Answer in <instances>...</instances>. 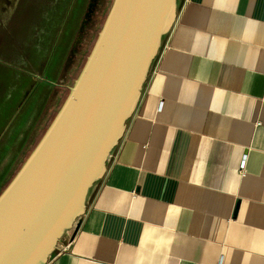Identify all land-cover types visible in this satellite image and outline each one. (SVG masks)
I'll use <instances>...</instances> for the list:
<instances>
[{"label": "crops", "instance_id": "obj_1", "mask_svg": "<svg viewBox=\"0 0 264 264\" xmlns=\"http://www.w3.org/2000/svg\"><path fill=\"white\" fill-rule=\"evenodd\" d=\"M66 1L45 10L53 18L20 70L62 75ZM177 14L86 214L49 264H264V0H178Z\"/></svg>", "mask_w": 264, "mask_h": 264}, {"label": "water", "instance_id": "obj_2", "mask_svg": "<svg viewBox=\"0 0 264 264\" xmlns=\"http://www.w3.org/2000/svg\"><path fill=\"white\" fill-rule=\"evenodd\" d=\"M178 0H115L68 100L0 197V264H49L87 212L142 99Z\"/></svg>", "mask_w": 264, "mask_h": 264}, {"label": "rangeland", "instance_id": "obj_3", "mask_svg": "<svg viewBox=\"0 0 264 264\" xmlns=\"http://www.w3.org/2000/svg\"><path fill=\"white\" fill-rule=\"evenodd\" d=\"M64 1L66 6L67 1ZM69 1L70 8L65 15L68 22L54 51L55 56L64 53L65 67L62 75L53 82L42 74L30 75L17 64L22 54L25 56L36 48L39 34L47 30L46 26L53 18L45 10L58 9L59 0L0 2L4 5L2 15L12 11L15 18L11 27H5L2 23L6 17H0V197L39 146L68 100L71 87L84 70L115 0ZM57 95L60 96L58 102ZM70 233L72 231L63 240Z\"/></svg>", "mask_w": 264, "mask_h": 264}]
</instances>
